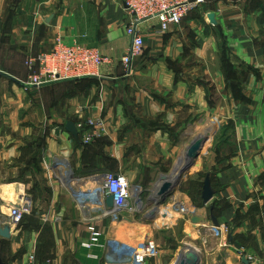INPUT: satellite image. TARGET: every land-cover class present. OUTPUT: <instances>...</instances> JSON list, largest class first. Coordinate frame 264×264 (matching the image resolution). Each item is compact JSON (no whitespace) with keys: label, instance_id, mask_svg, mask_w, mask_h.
<instances>
[{"label":"crops","instance_id":"0c3cea01","mask_svg":"<svg viewBox=\"0 0 264 264\" xmlns=\"http://www.w3.org/2000/svg\"><path fill=\"white\" fill-rule=\"evenodd\" d=\"M130 26L144 47L125 67ZM157 30L155 19L134 23L122 0H0V226L9 225L10 208L21 198L31 204L28 215L42 224L60 227L62 221L70 229L84 218L98 223V180L105 173L127 177L132 212L131 202L138 209L137 197L151 194L171 172L163 175L160 166L172 170L182 151L197 142L188 143L190 130L195 136L212 126L217 131L199 165L204 176L189 182L195 193L188 197L204 218L193 225L189 217L187 228L197 226L190 237L212 239L204 264H241L245 256L233 246L246 240L263 249L264 0H205L180 25L162 35ZM57 36L97 50L106 62L94 76L40 88L3 76L26 83L32 73L26 61L50 52ZM88 119L102 120L107 135L85 145L65 124L76 128ZM206 175L213 198L203 207ZM176 195L187 197L185 191ZM209 206L229 238L225 231L212 236ZM126 223L136 228L132 220ZM11 232L10 240L0 238L1 261L27 264L38 233L17 234L14 227ZM247 257L249 264H264V258Z\"/></svg>","mask_w":264,"mask_h":264},{"label":"built area","instance_id":"2783aa9c","mask_svg":"<svg viewBox=\"0 0 264 264\" xmlns=\"http://www.w3.org/2000/svg\"><path fill=\"white\" fill-rule=\"evenodd\" d=\"M122 3L132 16L134 23L157 20V34L162 35L171 26L180 25L184 18L191 11L203 5L205 0H122ZM127 33L132 37V44L130 51L122 59L125 67L130 64L132 57L141 55L144 47L143 37L136 33L133 27L130 26ZM105 62L106 60L97 50L76 43L65 44L63 38L57 36L50 52L39 54L26 61L25 64L32 73L27 82L23 84L40 88L63 80L94 76L96 70ZM76 129L80 134L81 142L85 145L107 135L102 120L88 119L79 122L76 124ZM98 181L101 194L98 209L114 222L116 220L114 212L129 211L131 199L129 181L123 174L111 173L101 174ZM108 195L113 196L111 208L107 207L105 202ZM30 211L31 204L27 198H21L16 205H12L8 214L10 227L17 226L26 215L30 214ZM193 213L195 212H190L189 216ZM224 231L226 230L220 227L213 228L217 237L221 236ZM81 247L87 251L88 259L103 261L105 264H143L147 260L149 262L153 260L156 255V245L152 239L146 238L126 251L128 245L116 243L114 239H107L103 229L96 222L87 225V238L82 242ZM119 247L122 249L120 253L113 254L115 249L119 250ZM107 248L108 253H106ZM134 249H136L135 252L130 255ZM27 264H34V255L29 257Z\"/></svg>","mask_w":264,"mask_h":264},{"label":"rangeland","instance_id":"374dc122","mask_svg":"<svg viewBox=\"0 0 264 264\" xmlns=\"http://www.w3.org/2000/svg\"><path fill=\"white\" fill-rule=\"evenodd\" d=\"M213 121L214 124L213 123L212 124L214 125V128L217 129L218 121H216L215 119H213ZM213 130L214 129L212 126L207 128L206 127L200 128L197 130V134H195V136H194V132L190 130L188 143L190 141H193L194 139L201 137L202 135L203 137L206 138V142L203 146L202 153L199 159L197 160V163L194 166H190V167L188 166L186 170L180 173V171L186 165L185 163L182 164V161L184 159V153L187 151V148L182 151L180 158L174 164L172 170L169 169L171 166L164 165L167 171H165L163 165L160 166V172L162 171L163 175L171 171L170 173H168L167 175L161 178H167V177L169 178L173 176L178 169L179 174L182 175L181 178L182 180L181 181L179 180L180 181L179 182L177 181V177H176L175 180L170 181V183L176 184L179 182V184L176 187V193L180 194L182 193V191H185V194L187 195V197L185 196V198L187 199H185L183 196L182 200L185 199V202H187L185 204L188 206V208H185V206L182 203H177L174 199V195L172 197H169L162 205H157V200H158L157 193L161 187V186L158 187L157 184L159 180H161L160 176H162L159 175L160 179L157 181L155 186L150 190L151 194L146 192L144 196L140 195L137 197L139 199L141 198L142 200L141 202L142 205H139L140 207H138V209L136 208L135 210V207L138 206L137 202L135 203L131 202L134 211L114 212V214L116 213L115 215L118 216L120 215L123 218V220L118 221V216H117L115 217L116 220L114 221L116 223L112 222L110 223V225L103 227L102 221L109 218L106 217L105 213L102 214V212L99 211L100 222L98 221L97 224L103 227V231L106 234L114 233V235L118 239V240L116 239V243L120 242L128 245L129 249L126 248V251L130 250V248H133V246H135L138 242L146 238L152 239L156 245V255L155 258L151 260L152 262L157 261V262H163L165 264L170 260H172L174 261V263L177 262L175 264H178L179 261L183 259V256L187 252H192L195 255V260H196L195 264H204V261L206 259L205 251L209 250L210 240L212 239L202 243L198 239L192 236L190 237V233L194 232L197 226L187 228L189 226L190 212H196L195 207L193 206L191 200L188 197V194L189 196H192L195 193L194 189L189 190L190 179L194 178L196 174L199 175V177H196L197 178L196 180H200V178H203L204 176L201 171L202 168L199 167V165L201 162L202 154L204 152L205 153L210 152L212 138L217 131L216 130L215 133L213 134ZM67 181L68 180L64 179L63 185H66ZM90 183L92 184V182ZM85 187L87 188V186ZM94 188L97 189V187ZM187 189L189 190L188 193H187ZM87 190L88 188L84 189L83 191L87 192ZM98 193H100L99 189H98ZM99 197H101V194L99 195ZM253 218L254 217L251 218V222L253 221ZM60 219L63 220V217L58 218L59 222ZM127 220H132L136 224L135 225L136 228L129 227L128 224L126 223ZM86 221L87 219L84 218L83 221L77 223L78 228L72 227L69 229L68 227L64 228L62 221L59 224L60 227H54L52 226V224L49 223L42 224L39 220L35 219L33 216L27 215L24 217L22 222H20L17 226L14 227V229L17 232V234H21V232L24 231H28L29 233H38L37 242L35 241V243L31 246L32 251H30L28 256L29 259L31 255H34V264H96L98 261L92 262L90 259H88L87 251L82 249L81 247L82 242H84L87 238V225L92 220L88 222ZM70 223L73 224V226L75 224L74 221ZM211 230H212V236L213 235L215 236L212 227ZM143 233H144V237H143L144 239L142 238ZM146 235L147 237L145 238ZM226 235L228 236V238L230 237V235H232L230 230H226L224 232L223 235L224 239H226L227 237ZM233 247H234L233 248L234 251L235 250L241 251L242 256H245L248 259V261L250 259L247 256L252 257V255L255 257H259V259L264 258V254H263L264 247L263 249H261V251L263 252L262 253L260 251V247L254 244L251 241V239L244 241L242 244H235V246ZM120 250H122L121 247H119V250L115 249L113 254H119ZM108 252L109 249L107 248L106 253ZM104 255L106 254L104 253Z\"/></svg>","mask_w":264,"mask_h":264},{"label":"water","instance_id":"95a60500","mask_svg":"<svg viewBox=\"0 0 264 264\" xmlns=\"http://www.w3.org/2000/svg\"><path fill=\"white\" fill-rule=\"evenodd\" d=\"M213 14H210L208 19L211 23H213ZM5 77H7L8 79L18 83L20 86L26 87V88H30V86H25L24 84L18 82L17 80H15L14 78H11L7 75H3ZM65 130L66 132H68L71 136H73V138H75L76 140L78 139V132L75 128V125L72 122H67L65 124ZM202 145L203 143H196L194 144L190 151H189V156L193 157V158H197L199 156V153L202 149ZM182 180V179H181ZM180 180V181H181ZM179 181V182H180ZM170 184V183H165L160 191H159V198L157 200V205H162L169 197H172L175 192H176V187L179 184ZM100 194H98L99 196ZM213 198V190L211 188V184H210V177L209 175H206L203 183H202V188H201V206H206L210 203V201ZM112 200H113V196L108 195L105 199L106 205L107 207L111 208L113 206L112 204ZM212 207L209 206V210H208V217L209 220L211 222V227L212 228H219V223L217 221V218L213 215L212 213ZM123 220V218L119 215L118 216V221ZM204 222V218L202 216L196 215V213H193L190 216V223L193 225H200ZM12 237V232H11V227L10 225H4V226H0V238L3 240H10ZM113 239V238H110ZM195 255L192 252H187L184 256V258L182 260L179 261L178 264H195ZM241 264H249V261L245 258L242 257L240 260ZM0 264H3L0 258ZM143 264H150V262L147 260L145 261Z\"/></svg>","mask_w":264,"mask_h":264},{"label":"bare ground","instance_id":"6f19581e","mask_svg":"<svg viewBox=\"0 0 264 264\" xmlns=\"http://www.w3.org/2000/svg\"><path fill=\"white\" fill-rule=\"evenodd\" d=\"M203 143V145H202V149H201V151H200V153H199V156L197 157V158H193V157H191V156H189V151H190V149H191V147L194 145V144H196V143ZM205 142H206V138L205 137H203V136H201V138H198L197 139V142H195L191 147H189L188 149H187V154L185 155V158L183 159V163H185L186 165H185V167L180 171V173L182 172V171H184V170H186V168L189 166H194L196 163H197V160L199 159V157H200V155H201V153H202V150H203V146H204V144H205ZM188 163V164H187ZM177 177V181H179V180H181V178H182V175H180L179 174V171H178V169H177V172H175V174L173 175V176H171V177H167V178H161V180H159V182H158V184H157V186L158 187H162L165 183H170V181H172V180H175V178ZM170 184H172V183H170ZM158 187H157V190H158ZM161 187H160V189H161ZM160 189H159V191H160ZM159 191H158V193H157V197L159 198ZM174 199H175V201L177 202V203H182L184 206H185V208H188V206L185 204V202L182 200V199H180L177 195H176V192H175V194H174ZM185 200V199H184ZM155 213H156V210H155ZM152 215V214H151ZM118 215H115L114 217H117ZM148 216V215H147ZM143 227V226H142ZM143 229V228H142ZM146 231V230H145ZM144 232V231H143ZM144 237V233H143V235H142V238ZM144 239V238H143ZM143 241V240H142ZM142 241H140V242H142ZM140 242H138V244L140 243ZM131 244V243H130ZM134 245V244H133ZM135 250L136 249H134L132 252H131V254L130 255H132L134 252H135ZM129 255V256H130ZM185 256V255H184ZM184 256H183V258H184ZM190 264H192V263H190Z\"/></svg>","mask_w":264,"mask_h":264},{"label":"trees","instance_id":"16d2710c","mask_svg":"<svg viewBox=\"0 0 264 264\" xmlns=\"http://www.w3.org/2000/svg\"><path fill=\"white\" fill-rule=\"evenodd\" d=\"M202 188V187H201ZM200 196H201V192H200ZM200 201H201V199H200ZM200 204H201V202H200ZM212 213H213V215H214V211H213V209H212ZM215 216V215H214Z\"/></svg>","mask_w":264,"mask_h":264}]
</instances>
